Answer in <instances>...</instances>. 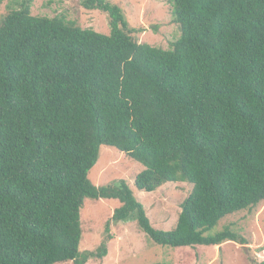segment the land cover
I'll return each instance as SVG.
<instances>
[{
    "label": "trees",
    "instance_id": "1",
    "mask_svg": "<svg viewBox=\"0 0 264 264\" xmlns=\"http://www.w3.org/2000/svg\"><path fill=\"white\" fill-rule=\"evenodd\" d=\"M33 1L0 17V264L102 259L111 223L132 218L162 247L247 244L213 230L264 201V0H169V49L140 43L107 0L81 5L108 16L109 35L33 16ZM104 145L145 168L139 191L192 185L175 229L153 228L126 181H90ZM86 199L121 206L80 255Z\"/></svg>",
    "mask_w": 264,
    "mask_h": 264
},
{
    "label": "rangeland",
    "instance_id": "2",
    "mask_svg": "<svg viewBox=\"0 0 264 264\" xmlns=\"http://www.w3.org/2000/svg\"><path fill=\"white\" fill-rule=\"evenodd\" d=\"M21 1V0H18ZM82 0H34L31 14L41 17L63 16L82 29L109 35L108 16L97 10H86ZM119 6L131 28L143 29L136 34L140 43L169 49L181 31L174 23L169 0H107ZM16 0H3L0 17L15 7ZM144 167L114 147L102 146L99 158L89 172L90 181L104 187L126 181L134 198L144 207L153 228L172 231L177 225L181 205L190 195L192 185L171 182L154 192H143L135 186L136 178ZM118 200L86 199L81 210L82 240L80 255L98 249L107 237L106 227L112 221ZM229 227L247 244L226 242L220 246L184 247L173 249L154 244L140 230L136 220L112 222L108 253L102 259H89L86 264H254L253 259L264 261V201L252 210L241 211L222 219L213 233ZM56 264H74L63 262Z\"/></svg>",
    "mask_w": 264,
    "mask_h": 264
}]
</instances>
